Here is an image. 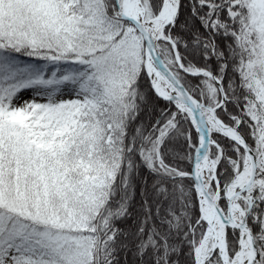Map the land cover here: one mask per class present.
Segmentation results:
<instances>
[{"label":"snow or ice","instance_id":"snow-or-ice-1","mask_svg":"<svg viewBox=\"0 0 264 264\" xmlns=\"http://www.w3.org/2000/svg\"><path fill=\"white\" fill-rule=\"evenodd\" d=\"M0 264H264V0H0Z\"/></svg>","mask_w":264,"mask_h":264}]
</instances>
